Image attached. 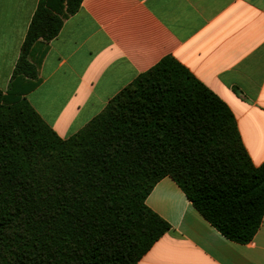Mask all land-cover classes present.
<instances>
[{
	"label": "trees",
	"instance_id": "trees-1",
	"mask_svg": "<svg viewBox=\"0 0 264 264\" xmlns=\"http://www.w3.org/2000/svg\"><path fill=\"white\" fill-rule=\"evenodd\" d=\"M81 1H39L0 90V264H137L169 229L145 203L164 176L224 237L250 241L264 162L252 164L227 105L174 58L67 138L28 102L48 41Z\"/></svg>",
	"mask_w": 264,
	"mask_h": 264
},
{
	"label": "crops",
	"instance_id": "crops-1",
	"mask_svg": "<svg viewBox=\"0 0 264 264\" xmlns=\"http://www.w3.org/2000/svg\"><path fill=\"white\" fill-rule=\"evenodd\" d=\"M39 1L0 0L3 93ZM166 56L227 105L252 164L261 165L264 0H82L48 41L39 82L24 96L67 138ZM145 203L169 229L137 264H264V213L253 238L239 243L212 226L169 176L156 182Z\"/></svg>",
	"mask_w": 264,
	"mask_h": 264
}]
</instances>
